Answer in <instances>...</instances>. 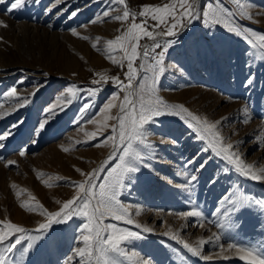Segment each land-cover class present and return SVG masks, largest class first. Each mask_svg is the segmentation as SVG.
<instances>
[{
    "label": "rangeland",
    "instance_id": "obj_1",
    "mask_svg": "<svg viewBox=\"0 0 264 264\" xmlns=\"http://www.w3.org/2000/svg\"><path fill=\"white\" fill-rule=\"evenodd\" d=\"M10 2L0 4V21L7 24V27L0 26V104L3 105L0 113H9L0 118V133L11 128L14 135L3 141L5 146L0 148V220L10 219L34 229L43 217L38 212L30 213L21 208L20 203L28 201L34 205L35 201H31L28 192L17 198L11 185L18 186L16 191L27 189L45 208L56 211L60 207L56 201L63 202L74 195L70 181L84 179L75 169L89 172L111 151V142L108 147L92 146L110 135V129L90 143L83 141L87 139L84 132L97 128L87 121L99 118L100 107L113 93L119 92L111 81L91 85L90 81L98 78L94 73L106 72L123 79V71H126L106 58L104 44L119 34L117 29L121 28V22L113 17L122 14L123 6L115 0H60L59 3L39 0V3H29L8 13L6 9ZM163 2L167 0H126L132 10ZM245 3L253 19L238 14L236 22L242 28L264 33V0H245ZM105 11L110 12L109 17L103 16ZM72 12L77 14L72 16ZM93 20L98 22L92 23ZM73 30L78 35H73ZM206 32L203 25L196 22L194 27L173 37L178 42L165 57L166 66L171 67H167L160 78L159 94L169 103L184 104L210 121H220L218 130L226 142L235 145L234 150L241 158L246 163L264 167V61L255 59L254 50L243 39L223 28L217 27L210 36ZM84 36L89 39H82ZM97 37L102 39L94 49L92 44ZM250 77L254 82L249 87L245 82ZM72 85L81 89L77 98L63 112L51 117L46 130L35 134L34 130L45 118V109ZM13 87L20 96L29 99L28 105L16 107L14 99L3 95ZM89 87L101 90L96 96L89 97L86 91ZM89 102L93 106L81 119L80 108ZM19 121L23 124L12 128ZM150 132L149 139L155 145L156 155L151 163L160 175L142 170L137 185L120 198L129 206L134 221L153 231L143 233L142 228L137 229L134 224L107 222L141 232L143 239L134 241L129 247L141 257L151 259L152 264H245L236 256L223 260L215 258L214 254L219 251L218 243L226 246L229 242L257 244L264 241V211L259 206L247 210L241 218V228L231 232L217 227L220 217L213 213L225 190L236 185L256 199H264V183L239 176L230 165L210 152L200 153L206 143L196 140L177 117L162 118L161 123L151 126ZM161 137L175 139L178 143L161 144ZM33 140L36 142L32 143ZM78 140L81 143H76ZM64 147L70 150L65 152ZM21 150L26 151L23 157L19 155ZM197 153H200L197 164L209 155L213 158L189 193L175 187L185 182V178L177 173H182L186 162ZM8 160H14L16 164L6 167ZM225 168L229 169L227 173ZM38 172L45 175L38 179ZM56 175L67 179L56 181ZM49 176L53 177L49 181L51 187L42 182ZM209 177L218 182L213 186L208 182ZM193 209L201 211L203 217L181 219L177 215ZM136 212L140 214L136 215ZM80 223L76 219L75 224L69 222L71 226L54 225L45 239L23 258L22 264H65L67 256L77 246ZM200 224L204 226L200 227ZM169 228L179 231L189 242L211 238V242L203 245L202 254L214 258L205 261L187 253L176 241L163 235ZM214 233L221 236L219 242Z\"/></svg>",
    "mask_w": 264,
    "mask_h": 264
},
{
    "label": "snow or ice",
    "instance_id": "obj_2",
    "mask_svg": "<svg viewBox=\"0 0 264 264\" xmlns=\"http://www.w3.org/2000/svg\"><path fill=\"white\" fill-rule=\"evenodd\" d=\"M6 2L7 0H0V4ZM56 2L59 3L60 0ZM115 2L123 6L122 14L113 17L121 22V28L117 29L119 34L104 42L106 58L113 65L126 71H123V79L119 75L110 76L106 72L94 73V76L98 78L92 79L91 85L107 84L111 81L117 86L119 92L113 93L100 107L99 118L87 121L89 124L96 125L97 128L96 131L84 132L87 139L83 141V143H90L98 135L103 136L104 132L110 129V135L92 146L108 147V142H111V151L107 158L91 171L75 169L84 179L70 181L74 188V195L63 202L56 201L60 205L56 211L45 208L27 189L16 191L18 186L11 185L17 198L23 192H28L31 201H35L34 205L28 201H22L20 207L30 213L38 212L43 220L34 229H28L10 219L0 220V264H22L23 258L45 239L54 225L71 226L69 222L75 224L76 219L81 221L77 228L79 233L76 237L77 246L72 249V254L67 256L65 264H72L74 260L75 264H152L151 259L141 257L138 252L129 247L134 241L143 239L141 232L120 227L115 222L134 224L135 228H142L143 233L153 231L152 228L134 221L129 206L125 205L120 197L125 191L137 185L142 177V170L147 169L156 176L160 175L151 163L156 155L155 145L149 137L151 126L161 123L164 117H177L191 130L196 140L206 143V147L201 148L200 153L210 152L214 154V157L230 165L239 176L264 183V167L246 163L241 158V155L234 150L235 145L226 142L218 130L220 121H210L206 116L192 112L184 104L169 103L159 94L158 89L161 76L167 67H171L166 66L165 57L178 42L173 37H178L186 28L194 27L196 22L201 23L207 30L206 35L210 36L217 27H220L227 33L243 39L254 50V58L264 61V33L242 28L235 19L238 14L245 16L248 20L253 19L247 12L245 0H204L203 3L201 0H167L161 4L142 5L139 10H132L126 0H115ZM29 3H39V0H11L6 12L11 13L13 10L22 9ZM76 14L72 12L71 15ZM103 16L109 17L110 12L105 11ZM96 22L98 20L92 21V23ZM0 26L7 27V24L0 21ZM73 35L78 33L73 30ZM81 38L89 39L87 36ZM101 39L96 38L92 44L94 49L97 48ZM253 82L254 78L250 77L245 83L250 87ZM100 90L99 87H89L86 91L89 97H94ZM80 91L81 89H78L76 85L65 89L56 101L45 109V118L39 122L34 130L35 134L46 130L51 117L58 115L71 105ZM3 95L14 99L16 107L19 108L30 103L29 99L19 95L15 87ZM92 106L89 102L80 108L81 119H83V113ZM2 107L3 105L0 104V108ZM114 109L116 111L113 113ZM8 114L7 111L0 113V118ZM21 124L23 121L12 125V128H18ZM12 135L14 133L11 128L0 133V148L5 146L2 142ZM35 142V140L32 141V143ZM76 143L81 141L78 140ZM160 143L177 144L178 141L161 137ZM69 150L68 147L63 148L65 152ZM200 153L186 162L182 173H177L185 178V182L175 187L191 193L199 180V175L206 171L213 158V155H209L206 160L197 164ZM19 155L25 156L26 151L21 150ZM14 164L16 161L8 160L5 166ZM228 171V168L224 169L225 173ZM44 175L38 172L37 178ZM52 179L53 177L49 176L42 182L45 186L51 187L49 181ZM54 179L64 181L67 178L56 175ZM208 182L214 186L218 180L209 177ZM168 183L171 181L169 180ZM254 206H259L264 211V199H256L241 191L239 185H236L233 189L225 190L220 197L213 213L220 217V222L213 221V223H217V227L226 228L230 232L240 229L241 218ZM139 214L136 212V215ZM177 215L181 219L203 217V213L195 209ZM109 220L115 222H107ZM163 235L169 236L194 257L205 261L214 258L213 255L202 254L203 245L211 242V238L208 241L199 238L189 242L180 236L179 231L174 232L171 228ZM213 235L217 242L221 240L220 235L215 233ZM218 248L219 251L214 254L215 258L229 260L232 256H236L245 264H264V241L257 244L229 242L226 246L218 243ZM17 252H19L18 256L15 255Z\"/></svg>",
    "mask_w": 264,
    "mask_h": 264
}]
</instances>
